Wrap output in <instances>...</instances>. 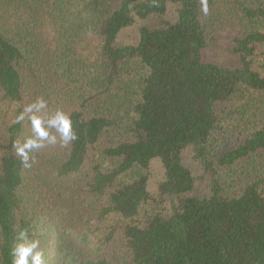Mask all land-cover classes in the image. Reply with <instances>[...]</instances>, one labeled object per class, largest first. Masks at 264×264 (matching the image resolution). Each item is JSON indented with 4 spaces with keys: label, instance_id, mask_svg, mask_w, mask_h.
Segmentation results:
<instances>
[{
    "label": "trees",
    "instance_id": "trees-1",
    "mask_svg": "<svg viewBox=\"0 0 264 264\" xmlns=\"http://www.w3.org/2000/svg\"><path fill=\"white\" fill-rule=\"evenodd\" d=\"M207 4L0 0V264L20 228L47 264H264V0ZM37 98L77 139L25 167Z\"/></svg>",
    "mask_w": 264,
    "mask_h": 264
},
{
    "label": "clouds",
    "instance_id": "clouds-1",
    "mask_svg": "<svg viewBox=\"0 0 264 264\" xmlns=\"http://www.w3.org/2000/svg\"><path fill=\"white\" fill-rule=\"evenodd\" d=\"M200 3L202 12L207 15L209 11L207 0H200ZM47 107V102L43 98H37L33 103L25 105L14 121L20 123L27 118L31 127L30 135L13 142L15 154L25 167H31L29 161L34 162L36 151L44 148L46 144L57 143V134L60 143L65 145L77 139L70 115L61 109L49 114L45 111ZM15 239L16 245L11 251V264H47L40 241L30 239L27 229L20 228Z\"/></svg>",
    "mask_w": 264,
    "mask_h": 264
},
{
    "label": "rangeland",
    "instance_id": "rangeland-1",
    "mask_svg": "<svg viewBox=\"0 0 264 264\" xmlns=\"http://www.w3.org/2000/svg\"><path fill=\"white\" fill-rule=\"evenodd\" d=\"M228 48H229L228 41L226 40L225 37H223V39L218 42V45L216 48L207 50L206 56L209 59H213L215 61L228 62L231 60V57L228 53ZM182 159L184 163H188L190 161V151L189 150L184 152ZM159 175H160V168L157 162H155L151 182L155 183V181L158 180Z\"/></svg>",
    "mask_w": 264,
    "mask_h": 264
}]
</instances>
